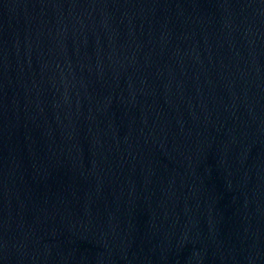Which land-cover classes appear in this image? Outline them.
I'll use <instances>...</instances> for the list:
<instances>
[{"label":"water","instance_id":"obj_1","mask_svg":"<svg viewBox=\"0 0 264 264\" xmlns=\"http://www.w3.org/2000/svg\"><path fill=\"white\" fill-rule=\"evenodd\" d=\"M0 264H264V0H0Z\"/></svg>","mask_w":264,"mask_h":264}]
</instances>
